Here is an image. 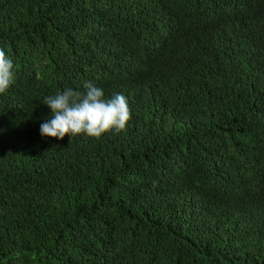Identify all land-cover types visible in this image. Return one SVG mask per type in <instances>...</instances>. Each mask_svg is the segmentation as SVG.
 <instances>
[{"label":"trees","instance_id":"obj_1","mask_svg":"<svg viewBox=\"0 0 264 264\" xmlns=\"http://www.w3.org/2000/svg\"><path fill=\"white\" fill-rule=\"evenodd\" d=\"M0 49V264H264V0H0ZM85 81L125 129L42 137Z\"/></svg>","mask_w":264,"mask_h":264},{"label":"clouds","instance_id":"obj_2","mask_svg":"<svg viewBox=\"0 0 264 264\" xmlns=\"http://www.w3.org/2000/svg\"><path fill=\"white\" fill-rule=\"evenodd\" d=\"M14 64L0 49V93L14 83ZM84 91L67 88L49 96L43 102L51 109V118L40 124L41 136L63 139L65 134L85 133L100 137L102 133L125 129L130 109L125 95L117 93L104 97L103 89L90 81L83 84ZM158 181H153V187Z\"/></svg>","mask_w":264,"mask_h":264}]
</instances>
